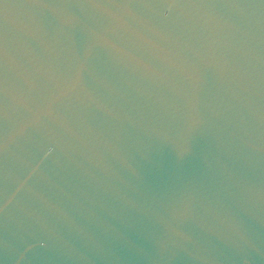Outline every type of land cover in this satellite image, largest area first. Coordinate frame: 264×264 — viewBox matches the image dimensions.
Listing matches in <instances>:
<instances>
[{"label": "water", "instance_id": "obj_1", "mask_svg": "<svg viewBox=\"0 0 264 264\" xmlns=\"http://www.w3.org/2000/svg\"><path fill=\"white\" fill-rule=\"evenodd\" d=\"M0 264H264V0H0Z\"/></svg>", "mask_w": 264, "mask_h": 264}]
</instances>
